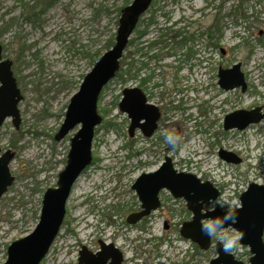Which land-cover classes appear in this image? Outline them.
<instances>
[{"label": "rangeland", "instance_id": "obj_1", "mask_svg": "<svg viewBox=\"0 0 264 264\" xmlns=\"http://www.w3.org/2000/svg\"><path fill=\"white\" fill-rule=\"evenodd\" d=\"M19 1L0 0V29L4 24L12 23L7 32L0 34L2 58L12 62V72L23 96L18 103L21 119L19 129L14 128L11 118L5 119L0 126L1 152L9 150L14 155L9 163L14 182L0 198V264L6 261L8 245L25 237L35 228L45 190L56 187L57 176L66 164L70 139L80 129V125L60 141H55L54 136L64 119L70 98L78 91L84 76L98 60L95 54L102 56L107 51V42L115 37L120 16L118 11L128 2L58 0L34 22H30L25 20L26 13ZM240 1L155 0L153 8L143 18L144 27L149 32L145 39L153 42L161 38L163 34H167L165 29L171 23L181 20L184 21L181 27L188 32L194 30L190 23L206 28L218 14L222 27V48L228 51L239 45L238 61H242L248 52L242 45L243 39L253 46L246 71L252 72V84L261 91L258 85L260 78L264 79V69H257V65L264 63V36L260 39L263 44H258L255 35L259 30L264 31V0H242L246 15L257 17L258 22L247 24L238 20L235 26L231 23L230 16ZM25 2L34 4L33 0ZM34 10L39 11L40 7L36 6ZM149 19H153L154 24H147ZM249 21L253 20L250 18ZM134 39L133 33L130 37L132 44L125 49L121 61H133V65L137 67L138 63H134L138 61L134 54ZM22 44L23 51H20ZM205 45L208 46L206 40ZM204 51L207 58L209 50L205 48ZM157 53H165V50L159 46L151 55ZM214 59L215 61H209L208 69L205 70L204 83L208 85V95H194L199 101L193 102V105L202 106L206 101L201 126L208 128L210 137L194 132L195 123L200 121L197 110H189L188 105L192 103L181 95L174 94L176 90L183 88V84H176L175 75L181 80L187 72L182 70L175 74V71L168 69V65L172 64L171 59L156 61L151 69L154 73V78L148 85L149 92L154 96L151 103L163 106L165 112L157 134L148 140L139 132H133V136L129 137L130 121L126 114L118 110L122 90L136 85V81L131 79L134 70L122 77L115 75L104 87L97 104L102 122L94 130L91 145L94 162L74 185L66 203L63 227L40 264H78L81 245L88 247L97 239L108 240L114 236H120L117 243L130 261L127 264H208L215 257L213 250L204 252V255L197 254L188 242L177 240L180 235L175 231L167 242L160 244L153 238L160 239L162 235L168 236L169 232L154 230L151 235L150 232L125 228L119 225L123 214L116 215L113 210V207L125 209L122 207L134 204L135 194L131 186L141 172L150 169L138 168V163L162 161L165 156L177 164V169L209 181L219 189L225 200H236L239 206V196L250 183L264 185V134L261 133L263 143L258 146L255 132L241 133L222 129L224 117L233 112L234 108L248 105L252 98L219 88L217 64L220 61L222 68L226 69L232 62L229 54L227 57L215 56ZM120 69L116 74L120 73ZM129 69L130 64H127L124 71L128 73ZM162 81V89L153 88V85ZM158 95H162L164 101ZM184 108L188 110L185 111ZM188 117L190 120L186 119ZM108 124L112 126H107ZM164 130L180 134V147L175 151L164 141ZM158 137L162 138L160 143ZM152 143H159V146L151 148ZM128 146L130 150H120L121 147ZM221 149L234 153L241 158L242 163H225L218 157ZM151 152L155 154L152 155ZM103 180L102 189L97 193L93 192L95 188L99 189ZM87 200L88 204L85 205ZM96 204L104 205V215L110 217L113 225L100 223L98 215L88 216L96 208ZM85 223L95 226L86 227ZM211 242L215 244L219 241L216 237H211ZM170 245L180 249L177 257L175 252L178 250H172L171 253L168 247ZM247 253L248 249L241 245L233 252L245 261L248 260ZM157 256L160 257L157 259Z\"/></svg>", "mask_w": 264, "mask_h": 264}, {"label": "water", "instance_id": "obj_2", "mask_svg": "<svg viewBox=\"0 0 264 264\" xmlns=\"http://www.w3.org/2000/svg\"><path fill=\"white\" fill-rule=\"evenodd\" d=\"M151 2L152 0H132L129 5L122 8L114 45L95 62L92 69L84 76L78 91L70 98L64 119L54 139L55 141L62 140L78 125L80 129L70 139L66 164L57 176L56 187L48 188L42 196L35 228L25 237L8 245L4 264H40L47 256L63 224L66 203L73 187L92 162L91 145L94 130L102 122V117L97 111L99 95L115 77L119 69V60L128 40L139 18L147 11ZM11 67L12 62L2 58V46L0 45V126L5 119L11 118L14 128L18 130L21 121L18 103L22 101L23 96ZM240 67L238 63L227 69L218 70L217 84L223 91L239 87L242 92L245 91L246 84ZM118 106L131 123L130 136L142 121L152 120L153 132L159 113L154 106L146 104L140 90L125 89ZM257 112L258 110H240L227 114L223 119V130L242 131L246 129L250 124L257 123L263 118V116H257ZM13 156L9 150L1 152L0 149V198L14 182V177L9 170V163ZM218 157L227 164H241V158L232 152L221 149L218 151ZM131 188L138 195L143 210L128 217L129 223H135L151 210L157 209V193L160 189H166L173 197L182 198L189 211L192 212V219L184 223L180 229V235L195 243L201 251L211 246V237L201 232V221L206 217L220 215L221 210L201 212V206L207 203L210 197L220 195L219 190L209 181L201 182L194 174L177 172L173 168L171 158L166 156L157 171L141 174ZM239 202L238 222L233 227L244 233L239 243L246 247L250 254L247 264H264V185L250 183L239 196ZM105 247L104 251H107L113 246ZM214 247L216 256L208 264H245L236 260L231 253H225L220 242L215 243ZM108 255L109 253L102 252L96 258V256L87 254L83 249L79 253L78 263L104 264ZM120 262L121 256L117 254L114 264Z\"/></svg>", "mask_w": 264, "mask_h": 264}, {"label": "flooded vegetation", "instance_id": "obj_3", "mask_svg": "<svg viewBox=\"0 0 264 264\" xmlns=\"http://www.w3.org/2000/svg\"><path fill=\"white\" fill-rule=\"evenodd\" d=\"M154 3H155V0H152L147 12L153 8ZM218 10H220V7H218ZM230 17H231V23L234 24L235 26L237 25L238 20L242 21V19H239V15L237 12V6L234 8V13ZM246 17H247V19H246L245 23H247V24L248 23L250 24L252 22H258L257 17H248L247 15H246ZM143 18H144V15L139 18L137 25L135 27V32H134L135 39H134L133 43H134V45H136L134 54H135V57L138 59V61L137 62L134 61V63H138V66L133 68L134 74L132 75L133 78H131V79H134L136 81V85H135V87H131V88H136V89L141 91V93L143 94V96L145 98L146 104L154 106L159 113V117H158L157 121L155 122V128H154L153 132H152L153 127L151 125L152 120H149V121H142L140 123V126L135 128V130L133 131L134 134L136 132H139L143 136V138H145V140H148L149 138H152L154 135L157 134V130H158L159 126H161L162 122L164 121V119H163L164 118V112H165L164 107L163 106L159 107L158 105H154L153 103H151V101L154 100V98H153L154 96L151 95V93L149 92L150 89L148 88V85L150 84V82L154 78V73L151 72V69L154 68L155 62L156 61L160 62V61H163L166 59H171L172 64L168 65V69L175 71V74H178L182 70H185L187 72L185 77L182 78L181 80H178V77L174 74L176 84H180V85L183 84L182 85L183 88L180 90H176L175 91L176 93H174V94L181 95V97L183 99L186 98V101H188L189 103H192V105L191 104H190V106L188 105L189 110H191L193 108H195L197 110V112H198L197 116L200 119V121L196 122L195 123L196 125L194 124L195 128H196L194 132H196L197 134H199V133L208 134V136L210 137V132L208 131V128L201 126V123H202L201 117H203V111L205 108L206 101H204V104L202 106L200 104H196V105L194 104L193 105V102L199 101L198 98H196V96H194V95H198L199 93H205L206 94V89L208 88V85L206 83H204V78L206 75L205 70L208 69L209 61H215V59H214L215 56L221 57L223 55V56L227 57L228 54L230 55V59L232 62L230 67L232 65L238 64V63L241 65L240 70L243 73L245 84H246V88H245L244 92H242L240 87L235 88V89L230 90V91H233L236 94H241L243 96L252 98V101L248 105L242 106L239 108H234L235 109L234 111L258 110L256 115L257 116H263V118L259 122L254 123V124H250L246 129H244L242 131H238L236 129H233L230 131H236V132H241V133H246V132L252 131V132H255L254 135L257 137L262 136L264 134V79L260 78L258 88H261V91H258L256 89V87H254V85L252 84V81L250 79L252 72L249 70L246 71V68L248 66V58L251 56V54H249L248 48H247L248 52L246 54V57L242 61H238L239 45H235L234 47H232L228 51L226 49L222 48V46H221V38H222L221 37L222 36L221 30H222V27L220 25L221 19H220V16L218 14L216 16H214L213 20L211 21V23L208 26H206V28H203L202 25H200V24L198 25L196 23H190V25L194 28V30L191 32H188L185 30L184 27H181V25L184 24L183 20L171 23V26L165 29V32H167V34H163V36L161 38H159L153 42H150V41L145 39L146 36H148L149 32H147V29H146L147 27H144ZM250 18L253 21H249ZM149 20H147V22H146L147 24H149L148 23ZM151 20H153V19H151ZM151 24H154V20H153V23H151ZM234 35L236 36V34H234ZM263 36H264V31L259 30L258 33L255 35V38H256L255 41H257L258 44H263L260 40L261 37H263ZM205 40H206V43L208 44V46L205 45ZM131 44H132V41L129 39V41L127 43V47H130ZM242 45H243V42H242ZM159 46L162 50H165V53H162V54L157 53V54L151 55L152 51L156 50V48H158ZM205 48H207L209 50L207 58H205V55H204ZM212 56H214L213 59H212ZM257 66H258L257 69H264V63L258 64ZM125 67H127V63H125V59H123L122 63H121V67H120L121 68L120 72H121L122 76L131 73V72H129V70H128V73L126 72V70L124 71ZM220 68L223 69L222 65L219 61V63L217 64V73H218V70ZM157 70L159 71V67H157ZM144 72H147V74L144 75ZM163 84H164V81L156 83L155 86L153 85V88L160 90V89H162ZM125 89H130V88H125ZM125 89H123L122 92ZM122 92H121V94H122ZM225 92H227V91H225ZM206 95H208V94H206ZM158 97H160V99L164 101V98L162 95H158ZM212 100L213 99L210 97V101H212ZM118 105H119V103H118ZM175 109L177 110L178 106L175 107ZM188 109L184 108L185 111H187ZM118 110H119V106H118ZM186 119L190 120V117H188ZM130 124L131 123L129 122L128 133H129ZM222 126H223V123H222ZM261 133H263V134H261ZM132 136H129V137H132ZM161 140H162V138L160 139L159 143L161 142ZM159 143H152L153 146L151 148H156L157 146H159ZM123 149L124 150H127V149L130 150L129 146L120 148V150H123ZM151 153H152V155L155 154L154 152H151ZM135 154L140 155L138 153H135ZM164 158L162 161L153 160L150 162L138 163V165H137L138 168H144V167H146L147 169L150 168L149 170H147L145 172H141L140 175L143 173H151V172L157 171L162 166V164L164 162ZM93 162L94 161L91 162V165L93 164ZM172 165H173V168L177 172H185V171L177 169L176 168L177 164H175L173 162V160H172ZM89 167H87L85 169L83 174L87 171V169ZM135 180H134V182H135ZM199 180L201 182L206 181L202 178H199ZM93 192L97 193L98 190H94ZM134 194H135L134 204L130 203V204H127L125 207H122L125 209L117 208V209L121 210V212H115L114 211V213H116V215H119V214L122 215L123 214L122 216H124L123 219H120L122 221L119 223V225H122L125 228L138 229L139 231L150 232L151 235H152V232L154 230H160L162 232H169L170 234L168 236L162 235V237L160 239L153 238V240H157L160 244L167 242L170 239L169 237H170L171 233L174 231L178 232L180 235L181 227L184 225V223H187L192 219V212L189 211V209L186 205V202L182 198H175L166 189H160L157 193V205H158L157 209L151 210L147 215L142 216L135 223H129L127 221L128 217H130L132 214H137L143 210L142 209V203L139 200V197L135 191H134ZM219 196H221V192H220ZM103 198H105V197H103ZM91 199H93V198H91ZM84 204L85 205L88 204V200ZM103 207H104V205L97 206V204H96V208L94 210H91V212L88 213V216L98 215L100 218L99 219L100 223H104V225H106V226L113 225L114 223L112 222L110 217L109 216L107 217V215H104ZM203 207L206 209L207 203L203 204ZM114 209H115V207H113V210ZM204 212H206V211H204ZM204 212H202V213H204ZM85 226L86 227H89V226L94 227L95 225H91V224L89 225L88 223H85ZM62 227H63V224H62L61 228ZM61 228H60V230H61ZM59 233H60V231H59ZM59 233H58V235H59ZM58 235H57V237H58ZM119 237L120 236H114L113 239L109 238L108 240L97 239L93 245H89L88 247L81 245L80 250L78 251V258H79L80 251H82L84 249L87 254H89L91 256H96V258L102 252L109 253V255L107 256L108 257L107 260L104 261V264H114V258L117 256V254H119L121 256V262L119 264L129 263L130 261H128L124 249L117 243V239H119ZM177 240L181 241V242H188L191 245V247L194 248L196 253L199 255H202V254L204 255V252H206L208 250H213L215 253V256H216V251H215V247H214L215 244H213L212 242H211V246L207 250L201 251V250H199L198 246L195 243L191 242L190 240L184 239L181 235L177 237ZM263 241H264V233H263ZM111 245L113 247L107 249V251H104L105 250L104 248H106L105 246H111ZM102 247H103V249H102ZM168 247H169L171 253H173L172 250H175V251L178 250L177 252H175V255L177 257V255L180 253V249L176 248L175 246H172V245H170ZM211 247H213V248L211 249ZM231 254L235 257L236 260H240V261L244 262L245 264H247L248 260L245 261L244 259L238 258L235 254H233V253H231ZM246 255L248 256V259H249L250 258L249 252ZM159 257L160 256H157L156 258L158 259ZM77 263H78V260H77ZM154 264H157V263L155 262ZM184 264H188V263H184Z\"/></svg>", "mask_w": 264, "mask_h": 264}, {"label": "clouds", "instance_id": "obj_4", "mask_svg": "<svg viewBox=\"0 0 264 264\" xmlns=\"http://www.w3.org/2000/svg\"><path fill=\"white\" fill-rule=\"evenodd\" d=\"M164 141L175 151L180 147L181 136L175 131L164 130L162 132ZM239 204L236 200L227 201L222 196L210 197L207 201V208L201 206V211L215 212L217 208L221 210L220 215L206 217L201 221V232L209 237H216L225 253H233L240 247V240L244 235L233 227L238 221L237 208ZM231 228V230H228ZM163 259V258H161Z\"/></svg>", "mask_w": 264, "mask_h": 264}, {"label": "trees", "instance_id": "obj_5", "mask_svg": "<svg viewBox=\"0 0 264 264\" xmlns=\"http://www.w3.org/2000/svg\"><path fill=\"white\" fill-rule=\"evenodd\" d=\"M33 1H34V4H29V3L25 2V0H20V1H19V2L21 3V8H22V10L24 11V13H26V15H25V20L30 21V22H34L35 19H36L37 17H39V15L43 14L48 8H50V7H51L55 2H57L58 0H33ZM128 2H129V0H128ZM128 2H125L124 5H123V7L127 6V5L129 4ZM240 2H241V3L237 5V12H238V15H239V19H242L241 22L245 23L247 17H246L245 9H244L243 6H242L243 1L241 0ZM35 5L38 6V7H40V10H39V11H35V10H34L35 7H36ZM123 7H122V8H123ZM122 8H121V9H122ZM121 9H119L118 12H121ZM148 23H149V24L153 23V20L150 19V20L148 21ZM11 24H12V23H9V24L6 23V24H4V25L1 27V29H0V30H1V31H0V34H2V33H4V32H7V31L10 29V27H12ZM248 24H249V23H248ZM134 32H135V31H134ZM162 36H163V35H162ZM114 38H115V37H112V38L107 42V44H106V46H105V49L108 50V49H110V48L114 45V41H115ZM22 46H23V44L20 45V51H23V47H22ZM243 46H244L245 48H248V49H249V54L252 53V51H253V46H252L247 40H245V39H243ZM100 55H101V54L96 53V54H95V58H96V59H99ZM119 63L121 64L122 61L120 60ZM127 64H130L129 72H130V71H133V68L135 67V66L133 65V61H132V63H127ZM116 75L122 77L121 72H120L119 74H116ZM101 95H102V94H100V96H99V100H98V101H100V99H101ZM107 126H112V124H108ZM160 139H161V138L158 137V141H160ZM13 143H15V141H13ZM114 211H115V212H121V210H119V209H117V208H115Z\"/></svg>", "mask_w": 264, "mask_h": 264}]
</instances>
